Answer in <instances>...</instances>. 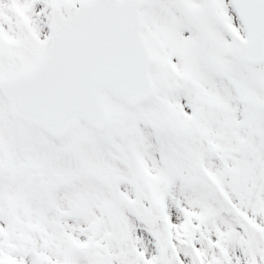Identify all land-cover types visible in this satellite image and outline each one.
<instances>
[{
	"label": "snow or ice",
	"instance_id": "snow-or-ice-1",
	"mask_svg": "<svg viewBox=\"0 0 264 264\" xmlns=\"http://www.w3.org/2000/svg\"><path fill=\"white\" fill-rule=\"evenodd\" d=\"M0 264H264V0H0Z\"/></svg>",
	"mask_w": 264,
	"mask_h": 264
}]
</instances>
